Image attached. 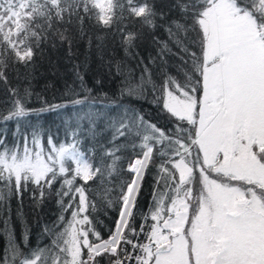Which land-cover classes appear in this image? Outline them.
I'll return each mask as SVG.
<instances>
[{
    "label": "snow or ice",
    "instance_id": "obj_1",
    "mask_svg": "<svg viewBox=\"0 0 264 264\" xmlns=\"http://www.w3.org/2000/svg\"><path fill=\"white\" fill-rule=\"evenodd\" d=\"M173 8L178 18L156 0H0V122L14 126L0 132V264H264V0ZM109 36L123 58L105 59ZM57 42L69 57L83 45V67L37 90L19 68ZM93 47L115 88L89 82ZM46 114L68 117L65 139L38 124ZM26 196L56 209L35 248L30 229L16 237Z\"/></svg>",
    "mask_w": 264,
    "mask_h": 264
},
{
    "label": "trees",
    "instance_id": "obj_2",
    "mask_svg": "<svg viewBox=\"0 0 264 264\" xmlns=\"http://www.w3.org/2000/svg\"><path fill=\"white\" fill-rule=\"evenodd\" d=\"M176 4V0H156V6L158 11H164L169 14V18L177 17L179 16V10L174 9L173 6ZM92 23H95L93 21ZM125 23L131 25V21H125ZM136 27L138 28L139 25L137 24ZM102 28V26H101ZM97 34L103 35V31L96 30ZM158 34L162 35V32H158ZM139 44V50L141 54L147 56L149 51H152L153 55L155 54V50L151 47L149 39H145L142 42H138ZM117 49L116 51H112V49ZM76 52L75 56L69 57L67 55V46L66 45H60L59 42H57V47L53 49L50 45L44 46L43 56H38L36 61L35 68L29 70L25 69L23 67L19 68V74L21 77H24L29 74V71H31L32 75L36 77V80L34 81L37 85V90H39L40 86H42L47 81H53L57 87H60L63 83V81L71 82L72 80V72L71 69L73 67L74 63H80L83 67V63L85 62L86 52L85 47L83 45H80L78 47H74L73 49ZM114 56L116 58H123V51L119 50L117 48V45L112 42L111 36H109L107 41V48L105 49V59L108 58V56ZM101 62L97 59L96 56V50L95 47H93L92 54H91V62H90V68L88 70L89 75L88 79L89 82H91V79L94 75H102L105 77L106 80V87L108 88H115L116 84L119 83V80H116L115 83L108 85L107 84V76L105 74V69L100 66ZM130 67H134V62H129ZM172 71H175L174 69ZM55 73V74H53ZM136 75L138 76L139 73L137 72ZM16 73L11 72L9 74V79L13 85H15L18 81L15 79ZM7 99V93L2 84H0V105ZM141 103L145 104V110L148 108V104L151 103V97H149L148 102H144L143 100ZM67 116H61V115H55L46 114L45 116H42L38 120V124L42 125L44 130H51L53 133H55L57 130H59V137L61 140L65 139L64 137V130L62 125V120H67ZM35 122V121H34ZM160 123H163V121H160ZM14 126L12 125H4L2 122H0V132H4L5 128L9 129V132L12 130ZM125 156L129 155V153H123ZM150 187L149 184H145L144 194L141 197V203L146 204L148 200V193H149ZM13 209L16 207V202L13 201L12 203ZM55 204L54 202L46 203L44 208L42 210H34L30 207V201L28 200V197H25V203H24V212H25V224H21L20 222L15 223V229H16V237L18 240L21 238V232L27 228L31 230V244L30 247L35 248L37 246V233L40 231L41 226L45 222H50L53 218V214L55 212ZM113 214L109 213L108 215H105L103 211L99 214V219L102 220L104 223L102 225L104 232H107V226L112 225V219L111 216ZM6 239L4 236L0 235V255L3 254V250L6 247ZM21 246L23 248V241L21 240ZM43 247V243L40 245Z\"/></svg>",
    "mask_w": 264,
    "mask_h": 264
}]
</instances>
